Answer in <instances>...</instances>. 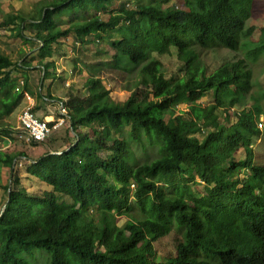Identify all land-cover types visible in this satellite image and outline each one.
<instances>
[{
	"label": "trees",
	"instance_id": "16d2710c",
	"mask_svg": "<svg viewBox=\"0 0 264 264\" xmlns=\"http://www.w3.org/2000/svg\"><path fill=\"white\" fill-rule=\"evenodd\" d=\"M180 1L181 9L123 6L104 22L96 14L111 0H52L39 3L28 18L18 17L19 37L34 31L44 79L54 69L46 60L59 39L72 33L75 44H83L89 35H107L116 25L122 37L112 42L117 51L114 62L124 57L134 66L146 61L148 52L166 55L174 49L185 72L172 82L158 64H148L123 103L111 101L102 81L92 75L85 97L71 94L60 101L75 141L26 167L48 191L29 192L20 185L14 168L19 157H28L0 149V177L3 169L12 170L10 197L0 216V264H33L26 256L32 250L45 252L48 264H158L154 243L172 227L181 230L182 239L175 245V256L159 264H264V166L253 164L251 148L262 132L258 121L263 111L247 109L251 69L236 58L206 75L198 67L199 53L191 49L195 43L202 49L217 45L236 53L241 37L251 32L246 22L253 0ZM63 12L80 13L85 20L55 29L54 17ZM15 19L8 15L3 24ZM13 67L21 65L0 53V90L13 86ZM22 81L20 88L4 94L3 115L12 112L25 92L31 93L28 78ZM208 95L212 102L201 106L198 102ZM179 99L188 102V111L175 117L173 103ZM38 109L34 106L33 112ZM229 109H235V121L224 125L219 117ZM96 122L98 128L91 129ZM124 126L130 140L157 146L159 157L136 163L129 144L113 135ZM80 127L91 134L81 133ZM10 135L0 125V138ZM238 150L244 152L242 161L235 158ZM241 169L244 174L239 177ZM195 178L204 185L201 197L189 188ZM160 184L173 192L165 194ZM2 189L5 202L8 185ZM132 200L136 217L130 215ZM92 209L94 214H89ZM123 215L128 219L118 225L117 217Z\"/></svg>",
	"mask_w": 264,
	"mask_h": 264
},
{
	"label": "rangeland",
	"instance_id": "374dc122",
	"mask_svg": "<svg viewBox=\"0 0 264 264\" xmlns=\"http://www.w3.org/2000/svg\"><path fill=\"white\" fill-rule=\"evenodd\" d=\"M52 0H0V53L10 57V59L21 68L13 67L10 79L13 86L10 85L0 90V102L4 98V94H10L21 85L19 81L24 76L28 78L29 95L33 98L35 106L39 107L34 112L37 118L45 119L46 115L54 116L60 112V101H67L69 95L85 97L87 94V79L90 76L99 78L106 87L109 98L115 103H123L131 92L137 88L143 68L148 64H158L162 75L176 82L181 79L185 72L184 64L177 59L176 51L170 49L166 55H157L148 52L146 61L138 65L132 66L122 58L120 61L114 62L112 57L117 55V51L113 47L112 42L122 37L120 26L116 25L109 30V34H93L86 37L87 42L83 44H75V37L72 33L61 38L53 45L52 58L46 61H52L54 69H50L49 74L44 79L41 63V55L39 53V43L34 37L33 32L24 31L23 37L17 35V25L19 18H28L33 15L39 3H49ZM126 5V6H125ZM136 9L138 6H160L162 9L176 7L181 9V1L166 2L164 0H111L105 8L100 9L96 17L100 21H107L111 15L118 14L120 8ZM127 7V8H126ZM131 11V10H130ZM8 15L16 17L13 24L5 26L3 20ZM55 29H65L71 24L82 23L85 17L75 12H63L59 16L54 17ZM251 29L250 34L242 36L238 51L232 52L220 46L209 48H200L195 43L191 44V49L199 53L198 67L203 69L206 75L214 72L223 63L234 61L236 58L244 59L247 66L252 72V90L247 98V109L259 107L263 114L261 119L264 120V0H253L251 15L246 22V30ZM26 38H31L27 41ZM98 39L100 42H98ZM263 46L261 51L255 52V49ZM42 79V82H41ZM38 95L52 97V100L41 101ZM212 102V96L208 95L202 98L198 103L206 107ZM25 107V99L22 96L18 105L8 115H3V108L0 103V125L7 127L11 131L10 138H0V149L10 153H23L28 159L19 157L14 171L18 177L20 185L29 192H38L50 190L44 183L37 179L31 178L26 172L27 165L31 160L38 158L42 153L50 151H61L75 141V137L70 132L68 120L55 130L44 142L33 146L32 142L27 139L26 132L20 127L18 117L21 110ZM175 109L174 116L179 117L181 113L188 111V102L185 99H179L173 103ZM238 110V108H235ZM235 109L225 111L219 122L224 125L234 123L235 118L232 113ZM226 117V121L224 118ZM168 119V116L165 117ZM98 128V123H93L91 129ZM81 133L91 134V130L86 128L79 129ZM206 131V130H205ZM261 134L252 140L253 164L255 166H264V127ZM117 139L126 141L129 144L131 156L136 163H148L159 157L157 146L150 145L145 140L137 143L130 140L128 126L122 127L120 133L113 134ZM237 161H242L244 152L236 151L234 154ZM2 174L3 185L0 184V212L4 204V190L2 186L8 185L12 180V170L4 169ZM242 177L244 170L241 169L236 173ZM12 185V183H11ZM163 192L171 194L172 187L164 186ZM15 187V186H13ZM191 193L196 197L204 195V185L198 178L189 184ZM60 200L68 199L60 197ZM132 200V213L136 217L137 209ZM92 209L89 214H94ZM128 219L127 215L118 216L117 224L122 225ZM182 239V232L177 227H172L169 235L159 238L154 243L156 252V263H163L169 258L175 256V245ZM33 264H48V257L43 251L32 250L31 255H26Z\"/></svg>",
	"mask_w": 264,
	"mask_h": 264
},
{
	"label": "built area",
	"instance_id": "2783aa9c",
	"mask_svg": "<svg viewBox=\"0 0 264 264\" xmlns=\"http://www.w3.org/2000/svg\"><path fill=\"white\" fill-rule=\"evenodd\" d=\"M22 86L23 81H19ZM25 107L21 110L18 117L20 127L26 132L27 139L36 143L44 142L53 131L61 127L65 121H67V110L64 108L62 102L60 103V117L58 119L46 121L45 119H39L33 112L35 102L33 98L28 94L24 93ZM259 118L258 128L261 130L264 127V120Z\"/></svg>",
	"mask_w": 264,
	"mask_h": 264
},
{
	"label": "water",
	"instance_id": "95a60500",
	"mask_svg": "<svg viewBox=\"0 0 264 264\" xmlns=\"http://www.w3.org/2000/svg\"><path fill=\"white\" fill-rule=\"evenodd\" d=\"M43 75H44V72H43ZM41 82H42V79H41ZM73 135L75 136V133H73ZM57 154H60V152H57ZM15 162H16V159L13 161V164H12L13 167L15 165ZM10 186H11V181H9V183H8L7 199H6V201L4 202V204H3L2 208H1L0 216L3 214V212L5 210V206H6L7 202H8L9 197H10Z\"/></svg>",
	"mask_w": 264,
	"mask_h": 264
},
{
	"label": "crops",
	"instance_id": "0c3cea01",
	"mask_svg": "<svg viewBox=\"0 0 264 264\" xmlns=\"http://www.w3.org/2000/svg\"><path fill=\"white\" fill-rule=\"evenodd\" d=\"M174 2V1H173ZM51 76V75H50ZM18 89V87L15 89V90H17ZM45 120L46 121H51V120H53V118L51 117V116H48V115H46L45 117ZM46 153V152H45ZM45 153H42V155H44ZM52 153V152H51ZM41 155V156H42ZM40 157V156H39ZM4 170V169H3ZM2 174H4V171H2V173H1V177H0V184L1 185H3L1 182H3V179H2Z\"/></svg>",
	"mask_w": 264,
	"mask_h": 264
}]
</instances>
